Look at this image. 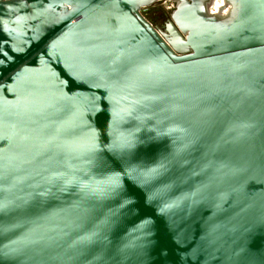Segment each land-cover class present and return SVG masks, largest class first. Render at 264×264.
Here are the masks:
<instances>
[{"label":"water","instance_id":"1","mask_svg":"<svg viewBox=\"0 0 264 264\" xmlns=\"http://www.w3.org/2000/svg\"><path fill=\"white\" fill-rule=\"evenodd\" d=\"M0 0V264H264V0Z\"/></svg>","mask_w":264,"mask_h":264},{"label":"rangeland","instance_id":"2","mask_svg":"<svg viewBox=\"0 0 264 264\" xmlns=\"http://www.w3.org/2000/svg\"><path fill=\"white\" fill-rule=\"evenodd\" d=\"M175 3L173 0H160L156 2L154 5L148 7L150 11L143 13L145 17L149 20H152L153 24H163L164 18L162 17L163 13H167L168 15L174 9Z\"/></svg>","mask_w":264,"mask_h":264},{"label":"flooded vegetation","instance_id":"3","mask_svg":"<svg viewBox=\"0 0 264 264\" xmlns=\"http://www.w3.org/2000/svg\"><path fill=\"white\" fill-rule=\"evenodd\" d=\"M148 11H150V8H146L145 10H144V13H146V12H148ZM162 17L164 18V23L163 24H154V25H156V26H158L159 28H161V29H164L165 27H166V24H167V21H168V19H169V17H170V14L168 15L167 13H163L162 14ZM148 19H150V18H148ZM150 21H152V20H150ZM153 23V22H152Z\"/></svg>","mask_w":264,"mask_h":264}]
</instances>
